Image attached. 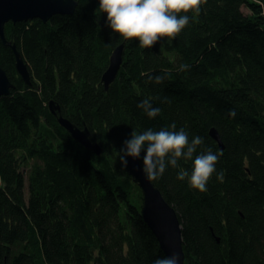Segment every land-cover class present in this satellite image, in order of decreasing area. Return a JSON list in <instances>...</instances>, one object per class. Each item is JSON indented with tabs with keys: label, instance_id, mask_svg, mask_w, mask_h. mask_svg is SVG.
I'll return each mask as SVG.
<instances>
[{
	"label": "trees",
	"instance_id": "1",
	"mask_svg": "<svg viewBox=\"0 0 264 264\" xmlns=\"http://www.w3.org/2000/svg\"><path fill=\"white\" fill-rule=\"evenodd\" d=\"M74 1L72 15L5 24L30 85L0 38V68L13 85L0 98V264H154L165 257L118 150L131 131L173 122L189 140L203 139L197 154L222 153L207 191L177 179L181 169L191 171L183 159L151 180L177 213L185 264H264V0H206L199 13H187L179 35L148 49L112 32L98 0ZM121 44V67L105 90L102 75ZM181 64L189 69L178 71ZM149 75L167 78L156 84ZM145 99L161 109L156 117L137 107ZM59 115L86 128L101 154L75 141Z\"/></svg>",
	"mask_w": 264,
	"mask_h": 264
},
{
	"label": "clouds",
	"instance_id": "2",
	"mask_svg": "<svg viewBox=\"0 0 264 264\" xmlns=\"http://www.w3.org/2000/svg\"><path fill=\"white\" fill-rule=\"evenodd\" d=\"M206 0H98L100 12L106 14V25L124 40H137L141 48H152L161 38L174 39L190 23V11L199 13ZM189 65L181 64L178 71H187ZM165 75L148 76L150 82L161 84ZM164 98L162 102H166ZM137 107L149 117L154 118L161 109L153 107L148 99L142 100ZM229 116L234 117L235 111ZM204 141L200 136L189 140L184 128L176 130L173 122L169 128L155 131L151 128L137 133L131 131L130 138L123 141L119 148V163L128 167L129 158L142 160V171L148 180H157L168 166L179 167L178 160L191 161V171L181 169L177 179L185 180L193 189L207 191V182L216 172V163L222 153H214L210 148L197 154L198 146ZM223 178V173L218 174ZM154 264H179L175 254L158 258Z\"/></svg>",
	"mask_w": 264,
	"mask_h": 264
},
{
	"label": "water",
	"instance_id": "3",
	"mask_svg": "<svg viewBox=\"0 0 264 264\" xmlns=\"http://www.w3.org/2000/svg\"><path fill=\"white\" fill-rule=\"evenodd\" d=\"M76 6L77 2L74 0H0V38L4 45L11 47L16 60L17 73L25 84L30 85V74L15 46L5 40V24L34 19H39L46 23L55 15H72ZM123 46V44L117 46L110 55L108 68L102 75V83L105 90L115 80L121 67ZM11 89H13V85L0 68V98L7 96ZM49 108L54 115L60 112L59 107L52 101L49 103ZM57 121L81 146L91 150L95 155L101 154L100 146L91 143L89 139L90 133L86 128L80 130L60 115L57 117ZM209 135L222 150L223 145L216 129L212 128ZM127 168L128 174L142 192V218L156 237L161 251L165 257L173 254L177 255L179 264H185L181 225L175 209L166 202L152 182L145 178L139 160L129 158Z\"/></svg>",
	"mask_w": 264,
	"mask_h": 264
},
{
	"label": "rangeland",
	"instance_id": "4",
	"mask_svg": "<svg viewBox=\"0 0 264 264\" xmlns=\"http://www.w3.org/2000/svg\"><path fill=\"white\" fill-rule=\"evenodd\" d=\"M243 12H244L245 14H248V13H249L246 9H243Z\"/></svg>",
	"mask_w": 264,
	"mask_h": 264
}]
</instances>
